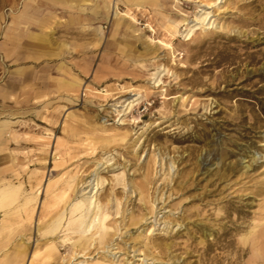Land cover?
Wrapping results in <instances>:
<instances>
[{
    "label": "rangeland",
    "instance_id": "1",
    "mask_svg": "<svg viewBox=\"0 0 264 264\" xmlns=\"http://www.w3.org/2000/svg\"><path fill=\"white\" fill-rule=\"evenodd\" d=\"M122 12L93 77L31 116L12 173L8 154L1 259L264 264V0Z\"/></svg>",
    "mask_w": 264,
    "mask_h": 264
},
{
    "label": "crops",
    "instance_id": "2",
    "mask_svg": "<svg viewBox=\"0 0 264 264\" xmlns=\"http://www.w3.org/2000/svg\"><path fill=\"white\" fill-rule=\"evenodd\" d=\"M160 2L0 0V201L15 194L17 185L2 177L8 174V154L12 173L13 145L25 135L31 116H44L76 93L80 79L93 77L106 43L121 36L120 17L103 31L114 7L120 5L128 16L154 10ZM0 264L11 259L0 257Z\"/></svg>",
    "mask_w": 264,
    "mask_h": 264
},
{
    "label": "bare ground",
    "instance_id": "3",
    "mask_svg": "<svg viewBox=\"0 0 264 264\" xmlns=\"http://www.w3.org/2000/svg\"><path fill=\"white\" fill-rule=\"evenodd\" d=\"M206 18H207V14L205 13V15H204V13H202V14H200L198 17H196V21L195 22H189L188 24H187V28H186V33L184 34L186 37H189L191 34H192V32L195 30V29H197V27L200 25V23H202L204 20H206ZM199 20V21H198ZM135 99H133V100H131L129 103H128V105L130 104V105H132V103H133V101H134ZM8 186V185H7ZM97 187H98V181L95 183V189H97ZM1 194H3V193H1ZM95 194H96V191H94L89 197H87L86 198V200H84V201H89L88 202V206L86 207V204H85V202H78L79 204H77L78 205V207L77 208H83L84 206H85V209L87 210V209H89V206H91V205H94V203H95V201H96V198H95ZM2 196V195H1ZM4 196H6V195H4ZM7 196H9V195H7ZM3 198V197H2ZM6 198V197H5ZM83 201V200H82ZM96 208H97V210L99 209V206L97 205L96 206ZM97 213H98V211H96L95 212V216H94V219H93V221H92V223H90L89 225H85V227L84 228H86V227H92L93 225V222H95L96 220H97ZM84 214V213H83ZM81 217V216H80ZM84 222L83 221H81L80 222V225H81V227H82V224H83ZM84 225V224H83ZM84 230V229H83ZM86 231V230H85Z\"/></svg>",
    "mask_w": 264,
    "mask_h": 264
}]
</instances>
